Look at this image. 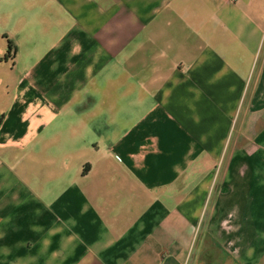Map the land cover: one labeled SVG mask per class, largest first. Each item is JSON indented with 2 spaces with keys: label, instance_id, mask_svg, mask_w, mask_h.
Returning <instances> with one entry per match:
<instances>
[{
  "label": "crops",
  "instance_id": "obj_1",
  "mask_svg": "<svg viewBox=\"0 0 264 264\" xmlns=\"http://www.w3.org/2000/svg\"><path fill=\"white\" fill-rule=\"evenodd\" d=\"M0 264H264V0H0Z\"/></svg>",
  "mask_w": 264,
  "mask_h": 264
}]
</instances>
